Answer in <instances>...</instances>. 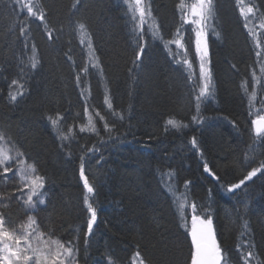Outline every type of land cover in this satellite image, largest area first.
<instances>
[{
  "label": "trees",
  "instance_id": "trees-1",
  "mask_svg": "<svg viewBox=\"0 0 264 264\" xmlns=\"http://www.w3.org/2000/svg\"><path fill=\"white\" fill-rule=\"evenodd\" d=\"M31 2L43 8L44 22L29 18L15 0H0V131L23 153L17 157L13 150L12 157L23 161V167L34 165L33 175L44 177L39 198L45 203L34 208L24 204L19 161L0 165V173L12 168L0 175V214L6 226L19 234L32 216L46 239L78 237L79 264H108L109 258L113 264H138L137 251L146 264H190V205L195 202L201 215L212 217L228 264H243L238 245L253 252L249 264H264V169L241 188L227 191L264 162V140L251 124L256 115H264V0H243V5L214 0L207 65L212 95L200 103L199 112L195 95L201 82L192 26L183 25L186 55L183 50L177 55L176 45L165 47L181 26L179 0H144L151 16L145 17L142 41L138 14L125 0ZM241 6L255 9L247 21ZM156 26L163 39L153 37ZM21 28L26 29L23 35ZM256 39L262 45L259 60ZM139 43L145 53L136 68ZM33 55L39 60L36 69L30 67ZM184 58L191 67L182 63ZM85 67L87 73L81 71ZM14 79L24 85L16 101L9 98L19 91L11 85ZM89 115L97 132H80L81 126L88 127ZM169 119L186 127L174 129ZM52 120H57L55 127ZM60 132L69 139L61 140ZM248 143L258 151L251 163L245 161ZM81 157L95 188L90 202L97 210L87 246L83 198L89 194L79 174ZM205 163L218 180L204 171ZM185 198L181 219L179 204Z\"/></svg>",
  "mask_w": 264,
  "mask_h": 264
},
{
  "label": "snow or ice",
  "instance_id": "snow-or-ice-1",
  "mask_svg": "<svg viewBox=\"0 0 264 264\" xmlns=\"http://www.w3.org/2000/svg\"><path fill=\"white\" fill-rule=\"evenodd\" d=\"M16 4L20 6L21 11L26 9L27 15L29 18H35L41 22L45 21V12L42 7L38 4H34L29 0V2L22 3L21 0H15ZM126 4L130 3L131 11L134 14H138V27L141 35L139 36V40H143L144 37L142 35L144 31L145 17L151 16L150 10H146L144 7V0H125ZM237 3L243 5V0H237ZM75 6V5H74ZM178 9L181 12V26L177 27L176 32L174 33V38L165 42V47L168 48L169 45H176L177 49H181L184 51V54H187V48L184 43V34H183V25H189L191 27V31L194 33V47H195V55L199 60V80L201 85L199 87L198 93L195 95L196 101V109L199 112L200 103L206 100L208 97L212 95L211 84H212V73L210 67L207 65L209 62V47H208V28L209 21L214 19V0H192L190 4H186L185 0H179L177 5ZM240 14L245 19L248 20L249 14H254L255 9L253 6H241ZM136 15L133 16L135 20ZM80 29H84L85 25L80 24ZM244 27L248 28V23L244 24ZM261 28H264V23L260 24ZM21 35L24 34L26 29L21 28ZM214 31V29H213ZM159 29L156 26V30L152 32L154 38L163 39L162 36H159ZM249 35L253 38L257 37V33L249 30ZM48 38L52 39V34L48 33ZM83 43V41H81ZM27 44L25 47L27 48ZM256 49L255 52L258 60L262 57V52L259 50L262 48L261 42L259 39H256L255 43ZM91 48V44H89ZM33 53H35L36 48L35 45H32ZM171 51V49H169ZM145 53V46L142 43L138 44V50L135 53V59L133 60V66L138 68L139 61H141L142 56ZM179 55V53H177ZM30 67L32 69H36L39 64V60L36 59L35 55L31 58ZM184 65L191 67V61L184 58L182 60ZM261 73H264V61H261ZM92 67H96L95 64L91 65ZM81 71L87 73L88 68L85 67L81 69ZM132 71L131 69L129 70ZM102 72V69H101ZM191 79V76H189ZM77 84L79 86L81 82V77L77 75L76 77ZM253 81L256 85H259L260 79L253 73ZM11 85H16L19 91L16 94H12L10 92L9 98L12 101L17 100V96H22L24 85L19 83L17 80H12ZM83 95V93H82ZM256 93L253 92L251 94V98H255ZM105 103L109 109L112 108V104L108 101V98L105 97ZM251 107V104H250ZM84 113L88 115V108H84ZM96 116L99 117L100 120H105V117L100 115L99 112H96ZM123 119V117H120ZM193 121L198 120V116L192 117ZM52 124L55 127L57 125V120H52ZM167 124L172 126V128L179 130L182 127H186V125H182L181 122L177 120L169 119ZM253 130L257 138L264 140V115L258 114L251 121ZM104 128L106 131L110 130L109 124L105 121ZM80 132L91 131L97 132L95 124L92 120V117L88 116V127L81 126ZM68 132H72V129L69 128ZM59 138L61 140H68L69 137L65 135L64 132L59 133ZM192 146L197 147L196 138L193 137ZM11 145V146H10ZM16 151V156H23V153L19 151L16 145L11 141V138L8 137L3 131H0V165L5 164L14 158L9 155L11 151ZM94 149H88V151H93ZM84 158L81 157L80 164V178L83 181V187L86 190V193L89 195H85L83 198V203L86 206V210L88 213V219L86 222V232H85V246L88 245V237H90L93 233V227L97 221V210L93 206V203L90 202V195H94L95 188L89 182L88 177L85 175L84 170ZM21 165H23V161H19ZM264 169V162H261L259 167H254L241 179L238 183L230 184L227 187L228 192H234L236 189L241 188L242 185L245 184L246 181L251 180L254 176L257 175L258 172ZM12 170L11 166L4 167L3 173L6 174ZM204 171L213 176L214 179H219V177L215 176L214 173L211 172L208 164H204ZM36 172V168L32 164H28L26 167L20 168L21 180H27L28 182L24 184V188L28 189L27 198L24 200V204L34 208L37 204H44L45 199L39 198L42 196L41 190L44 189V177L40 175H32ZM188 181L185 182L187 185ZM23 192V189H21ZM34 197H38V201L34 200ZM187 204V200H183L179 204L181 219H184L183 213L185 211V205ZM199 206L192 202L190 205L191 211V228L189 230V235L191 237V262L190 264H228L225 259L224 251L220 246L216 238V233L213 227V221L211 216L201 215L198 211ZM7 221L4 215L0 214V264H79L78 253L79 246L75 242L78 240V237L74 240H69L67 242L61 241L60 239H52L50 236L46 239L45 233L42 231H38L37 222L34 217L29 216L28 222L26 225H21L22 231L18 234L15 229H9L7 226ZM35 243V247L33 244ZM247 242H245L246 244ZM237 251L240 253V258L243 261V264H249V258L253 256L252 251H247L246 253L243 251L240 245L237 246ZM135 259L138 260V264H146V262L141 258L140 252L135 253ZM108 264H113L111 258L108 260Z\"/></svg>",
  "mask_w": 264,
  "mask_h": 264
},
{
  "label": "rangeland",
  "instance_id": "rangeland-1",
  "mask_svg": "<svg viewBox=\"0 0 264 264\" xmlns=\"http://www.w3.org/2000/svg\"><path fill=\"white\" fill-rule=\"evenodd\" d=\"M129 6H130V3L128 4ZM131 8V7H130ZM193 47H194V44H193ZM177 48V47H176ZM177 51H178V53L180 54V55H182V50L181 49H177ZM257 149V145H253V146H251V147H248V150H247V154L245 155V161H247L248 163H251V162H253V161H256L257 160V153H258V151L256 150ZM9 155L10 156H14V153L12 152V154H11V152L9 153ZM13 160H15V161H21L20 159H18V158H14ZM11 161V160H10ZM9 162V161H8ZM6 163L7 162H5V164H3V166H6ZM22 165L20 164L18 167H21ZM33 175V174H32ZM23 182L24 183H27L28 181L27 180H23ZM26 191V193L28 192V189H26L25 190ZM190 228H191V224H190ZM36 246V245H35ZM34 246V247H35Z\"/></svg>",
  "mask_w": 264,
  "mask_h": 264
},
{
  "label": "bare ground",
  "instance_id": "bare-ground-1",
  "mask_svg": "<svg viewBox=\"0 0 264 264\" xmlns=\"http://www.w3.org/2000/svg\"><path fill=\"white\" fill-rule=\"evenodd\" d=\"M255 134V133H254ZM253 145H255L254 143H248V146H247V148H246V153H245V155L247 154V150H248V147H251V146H253Z\"/></svg>",
  "mask_w": 264,
  "mask_h": 264
}]
</instances>
